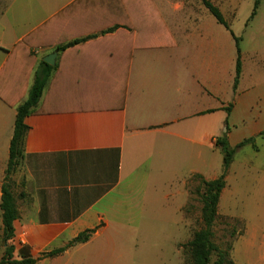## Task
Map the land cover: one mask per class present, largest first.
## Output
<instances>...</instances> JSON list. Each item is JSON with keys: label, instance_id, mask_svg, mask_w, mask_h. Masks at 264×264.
<instances>
[{"label": "crops", "instance_id": "obj_1", "mask_svg": "<svg viewBox=\"0 0 264 264\" xmlns=\"http://www.w3.org/2000/svg\"><path fill=\"white\" fill-rule=\"evenodd\" d=\"M210 1L229 23L233 0ZM215 21L198 0H0V91L14 104L0 98V205L9 185L18 209L13 260L24 253L36 264H72L147 201L162 199L176 216L189 178L219 177L207 175L208 152L227 120L236 128L241 112L249 125L240 138L226 129L231 147L264 131L259 55L248 66L242 56L234 91L237 48ZM42 62L53 69L42 109L24 119V154L7 180L17 108ZM237 170L232 164L219 202L220 210L230 196L229 214L240 194ZM161 182L166 191L155 193ZM87 230H95L87 243L68 248ZM254 239L247 223L236 264L239 248L260 251Z\"/></svg>", "mask_w": 264, "mask_h": 264}, {"label": "rangeland", "instance_id": "obj_2", "mask_svg": "<svg viewBox=\"0 0 264 264\" xmlns=\"http://www.w3.org/2000/svg\"><path fill=\"white\" fill-rule=\"evenodd\" d=\"M198 1L199 7L201 5L206 8L200 0ZM256 1L233 0L234 13L232 17H229V23L236 36L241 38L240 48L246 65L253 64L255 59L252 57L257 54L259 55L257 60L261 63H256L253 67L255 70H263L264 1L260 4L256 17L250 21ZM193 6L194 10L197 9L195 5ZM215 29L222 31L225 38H229L226 41L235 42L230 31L216 21ZM227 113L230 114L228 111ZM245 117L241 112L236 115L239 121L236 128L230 126L227 120L224 127L225 133L226 129L232 128L237 138L243 135L250 136L248 134L249 125L243 122ZM253 138L256 139L255 147L247 145L241 148L236 153L233 162L239 172L237 175L241 179L238 183L240 184V194L235 199L237 202L236 212L229 214L230 196L225 197L220 210L218 208L219 217L214 228V242L218 245L231 242L234 246L233 257L235 244L241 235L246 234L247 223L252 227L255 233L254 242L260 251L258 249L248 251L246 247L239 248L236 258L241 264H264V135ZM230 144L232 145V143ZM223 158L224 154L215 142L208 152V177L221 175ZM246 168H249V172L245 170ZM145 184L142 183L141 186L147 188ZM147 184L149 185V183ZM198 186V179L189 178L185 188V192L188 193L186 203L183 206H176V216L170 213L171 207L160 204L162 199L158 203L150 201L141 203L140 206H137L132 221L113 224L106 236L91 244V249L88 252L69 263L191 264L186 244L193 238L194 233L202 228V203L200 196L196 193ZM153 191L163 194L166 188L161 182L158 190L154 189ZM232 230H236L237 233L234 238L231 237ZM106 240L111 242L108 244ZM67 261L66 259L64 263Z\"/></svg>", "mask_w": 264, "mask_h": 264}, {"label": "trees", "instance_id": "obj_3", "mask_svg": "<svg viewBox=\"0 0 264 264\" xmlns=\"http://www.w3.org/2000/svg\"><path fill=\"white\" fill-rule=\"evenodd\" d=\"M212 16L215 17L217 22L228 29L236 42L237 48V61L236 73L233 83V90L236 91L242 75V52L240 48L241 38L237 37L230 28V24L225 19L221 10L214 5L210 0H200ZM263 0L255 2L254 10L251 14L250 21L253 20L257 13L258 8ZM29 37L23 40V43L29 44ZM40 67L36 72L35 81L32 85L28 99L17 108V116L15 120L14 134L10 144V159L7 168V180L11 173L20 165L23 154L25 137L28 127L24 123V119L30 114L40 112L38 109L41 99L43 97L45 88L52 74V67L46 63H40ZM43 66V68H41ZM0 98L10 106H14L7 96L0 91ZM231 107L227 108L230 113ZM264 135V131L260 134ZM256 139L248 138L239 143L235 147H231L227 140V132L216 140V145L219 146L224 154L223 170L221 175L213 180H207L201 175H193L194 179L199 180V186L196 193L200 196L201 208V221L202 228L196 231L193 238L186 244L190 256L191 264H236L232 257L233 244L218 245L214 242L215 232L214 228L217 223L219 214V202L221 194L227 185V175L231 165L234 162L236 153L247 145L255 147ZM1 216L2 227L0 229V243L6 245L5 254L0 261V264H36L37 260L32 259L29 255L21 254L20 260H13L14 246L8 245L14 238L15 229L14 221L18 218V209L16 204L15 195L9 185L3 186V195L1 201ZM95 233V230H87L73 239L68 248L77 246L79 244L87 243ZM237 235L236 230H232L231 237ZM66 248L54 250L43 254V257L53 258L63 253ZM214 258V259H213Z\"/></svg>", "mask_w": 264, "mask_h": 264}, {"label": "water", "instance_id": "obj_4", "mask_svg": "<svg viewBox=\"0 0 264 264\" xmlns=\"http://www.w3.org/2000/svg\"><path fill=\"white\" fill-rule=\"evenodd\" d=\"M53 56H55V55H53ZM52 58V57H51ZM48 63H51V59L50 60H46Z\"/></svg>", "mask_w": 264, "mask_h": 264}]
</instances>
